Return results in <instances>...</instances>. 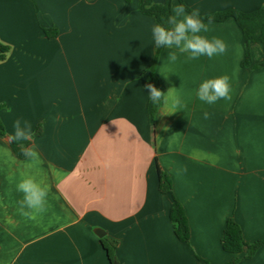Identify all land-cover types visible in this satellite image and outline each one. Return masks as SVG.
Returning a JSON list of instances; mask_svg holds the SVG:
<instances>
[{
  "label": "crops",
  "instance_id": "obj_1",
  "mask_svg": "<svg viewBox=\"0 0 264 264\" xmlns=\"http://www.w3.org/2000/svg\"><path fill=\"white\" fill-rule=\"evenodd\" d=\"M185 3L205 15L250 12L264 0ZM204 22L202 34L221 38L226 52L198 60L179 54L164 74L174 49L161 47V92L179 93L187 106L164 114L157 105L152 120L146 86L153 85L155 22L138 0H0V41L9 46L0 61V144L10 147L16 118L28 120L32 133L41 124L30 144L51 203L49 215L27 221L0 173V264H110L102 239L118 264H203L198 257L264 264V242L250 258L247 247L234 254L221 246L229 217L247 243L264 239V66L240 64L243 37L233 18ZM52 27L57 34L47 37L43 28ZM251 59H262L261 44H252ZM219 75L230 78V99H196L199 81ZM157 167L185 210L189 242L174 233L172 197L159 191Z\"/></svg>",
  "mask_w": 264,
  "mask_h": 264
},
{
  "label": "clouds",
  "instance_id": "obj_2",
  "mask_svg": "<svg viewBox=\"0 0 264 264\" xmlns=\"http://www.w3.org/2000/svg\"><path fill=\"white\" fill-rule=\"evenodd\" d=\"M208 32V26L202 20L199 11H186L181 3H176L163 23H153L151 37L154 48L174 49L167 52L164 74L171 72L167 65L175 64L179 54H187L185 59L198 60L200 57L211 59L227 50L226 43L218 37L209 38L202 33ZM163 74V75H164ZM148 100L160 106L159 113H173L187 106L185 98L179 93L161 92L151 84L147 86ZM231 93L228 75H219L199 81L195 88V97L206 105L217 101L229 100ZM205 111L203 118L208 119ZM32 127L28 120L16 118L12 122V132L8 139L22 144L32 136ZM184 169L181 167L177 174ZM0 173H6L7 183L18 196L15 201L17 213L27 221L39 222L49 215L50 186L45 181L43 161L38 149L30 144L23 147L18 157L9 146L0 144Z\"/></svg>",
  "mask_w": 264,
  "mask_h": 264
},
{
  "label": "trees",
  "instance_id": "obj_3",
  "mask_svg": "<svg viewBox=\"0 0 264 264\" xmlns=\"http://www.w3.org/2000/svg\"><path fill=\"white\" fill-rule=\"evenodd\" d=\"M171 1L172 0H164V2L158 3L154 0H138V10L141 14L151 17L155 23H163L166 20L167 16L171 14ZM178 1L179 3L184 5L186 11H192V9L185 3V0ZM124 2L130 3L131 0H124ZM200 16L203 21H223L227 18H233L240 28L243 37L244 56L240 64L242 66H249L251 68L264 66V5L250 12H242L233 8H229ZM43 31L47 37H53L57 34V29L53 27L43 28ZM254 43H259L262 45V59L256 63H252L251 59V46ZM160 49L161 47L156 48L152 61L148 67V71L154 87L158 88L161 91L162 85L155 74V66L158 60ZM8 50L9 46L0 41V61L6 57ZM156 107L157 104L151 103L150 115L152 120ZM40 133L41 124L38 123L28 141L23 142L22 144H18L10 140V147L19 157L22 148L27 147L31 143L32 138L39 135ZM0 135H6L5 128L1 119ZM157 173L159 191L161 193L170 194L172 197V205L169 209V218L172 222L174 233L179 240L189 242L190 229L188 219L182 204L175 198L173 194L172 180L170 178V175L159 167H157ZM263 242L264 239L256 241L254 243H247L243 238L240 225L232 217H229L226 220L221 237V246L224 251L236 254L240 253L244 247H247L248 251L244 255V258H250ZM102 246L106 252V256L110 261V264H118L113 251V247H111L103 239ZM198 259L203 264H210L208 261L200 257H198ZM238 260V258H233L226 264H236Z\"/></svg>",
  "mask_w": 264,
  "mask_h": 264
},
{
  "label": "water",
  "instance_id": "obj_4",
  "mask_svg": "<svg viewBox=\"0 0 264 264\" xmlns=\"http://www.w3.org/2000/svg\"><path fill=\"white\" fill-rule=\"evenodd\" d=\"M96 233L99 235V236H102V230H97Z\"/></svg>",
  "mask_w": 264,
  "mask_h": 264
}]
</instances>
